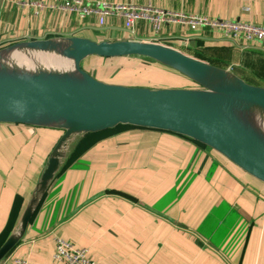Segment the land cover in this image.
<instances>
[{"label":"crops","instance_id":"obj_1","mask_svg":"<svg viewBox=\"0 0 264 264\" xmlns=\"http://www.w3.org/2000/svg\"><path fill=\"white\" fill-rule=\"evenodd\" d=\"M25 1L0 0V48L22 40L72 36L131 39L165 44L207 61L190 50L220 47L231 54L226 67H220L250 84L264 85L251 83L235 71L247 68V59L256 61L246 49L264 53V41H229L216 30L176 21L163 23L155 32L147 21L137 20L130 32L115 15H107L100 27L95 15L82 18L75 12L36 9L23 5ZM85 1L149 5L264 25L263 0ZM180 37L189 42L180 45ZM81 66L96 79L113 84L195 85L161 64L138 57L89 56ZM135 76L157 81H129ZM62 133L56 128L0 123V232L10 226L4 239L18 226ZM65 167L0 264L13 257L29 264H51L57 236L87 247L94 264H264V183L209 147L174 133L135 126L98 139Z\"/></svg>","mask_w":264,"mask_h":264},{"label":"water","instance_id":"obj_2","mask_svg":"<svg viewBox=\"0 0 264 264\" xmlns=\"http://www.w3.org/2000/svg\"><path fill=\"white\" fill-rule=\"evenodd\" d=\"M63 45V48H62ZM54 51L72 60L75 75L19 73L0 66V123L63 131L50 152L16 229L0 244V261L22 237L28 221L84 134L119 124L180 134L225 157L264 183V135L248 113L264 111V85L157 42L91 40L81 36L22 40L0 48ZM89 56L138 57L191 80V87L152 88L107 83L81 66Z\"/></svg>","mask_w":264,"mask_h":264},{"label":"built area","instance_id":"obj_3","mask_svg":"<svg viewBox=\"0 0 264 264\" xmlns=\"http://www.w3.org/2000/svg\"><path fill=\"white\" fill-rule=\"evenodd\" d=\"M23 5L43 9L46 7L63 11L75 12L80 17L95 15L101 27L107 15L122 18L123 26L132 32L137 20L147 21L155 32H158L163 23L179 22L191 28L206 27L221 33L225 40L250 43L264 41V25L242 20H220L195 14H182L165 11L152 6L136 5L131 3H91L85 0H26ZM264 4V0H263ZM188 38L180 37L178 43L186 45ZM88 248L78 246L60 237H54V250L51 264H94L88 258ZM4 264H29L21 258H9Z\"/></svg>","mask_w":264,"mask_h":264},{"label":"bare ground","instance_id":"obj_4","mask_svg":"<svg viewBox=\"0 0 264 264\" xmlns=\"http://www.w3.org/2000/svg\"><path fill=\"white\" fill-rule=\"evenodd\" d=\"M0 66H4L8 71H19V73L59 72L69 75L76 74L72 60L63 56L60 49L54 51L21 49L5 52L0 55ZM248 119L264 135V111L252 110L251 113H248Z\"/></svg>","mask_w":264,"mask_h":264},{"label":"trees","instance_id":"obj_5","mask_svg":"<svg viewBox=\"0 0 264 264\" xmlns=\"http://www.w3.org/2000/svg\"><path fill=\"white\" fill-rule=\"evenodd\" d=\"M246 50H250L248 52L252 53V56H253V54L256 56V59H255L256 61L251 63L250 61L252 58L247 59V62L245 65V66H247V68H245L246 70L239 68V69H235V71L251 83L264 84V53H262L260 51H253V49H249V48ZM190 51L194 55H196L200 58L206 59L210 63L216 64L218 66L226 67V65L231 60L230 59L231 54H229L227 51L223 50V48H220V47L219 48H212V47H207V46H204V47L200 46V47L191 49ZM128 127L130 128V127H135V126L128 125V124H119L113 128H108V129H104L101 131L86 134L84 136V138L82 139V141L80 142V144L78 145V147L76 148L72 157L67 161L68 163H67L66 167L71 163L73 158L78 157L83 150L90 147L98 139L103 138V137H105V136H107L113 132H116V131H119L121 129L128 128ZM166 132H169V131H166ZM170 133H172V132H170ZM177 135L182 136L180 134H177ZM194 142H196V141H194ZM196 143L200 144L202 146H205L199 142H196ZM205 147H207V146H205ZM9 227L10 226L7 224L1 230V232H0V243L4 240V237H5L8 229H9Z\"/></svg>","mask_w":264,"mask_h":264},{"label":"rangeland","instance_id":"obj_6","mask_svg":"<svg viewBox=\"0 0 264 264\" xmlns=\"http://www.w3.org/2000/svg\"><path fill=\"white\" fill-rule=\"evenodd\" d=\"M220 33V32H218ZM114 77V76H112ZM117 77H120L119 75ZM121 78H117V80H120ZM129 81H135L138 83L148 82V83H156L157 79L151 77V76H135ZM172 85H180L178 83L171 82ZM170 85V84H169ZM56 182V181H55Z\"/></svg>","mask_w":264,"mask_h":264}]
</instances>
